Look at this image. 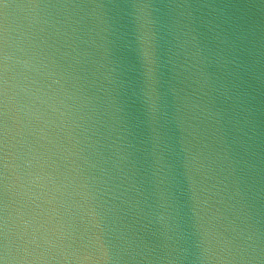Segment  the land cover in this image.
Segmentation results:
<instances>
[{
	"label": "water",
	"instance_id": "1",
	"mask_svg": "<svg viewBox=\"0 0 264 264\" xmlns=\"http://www.w3.org/2000/svg\"><path fill=\"white\" fill-rule=\"evenodd\" d=\"M0 264H264V0H0Z\"/></svg>",
	"mask_w": 264,
	"mask_h": 264
}]
</instances>
